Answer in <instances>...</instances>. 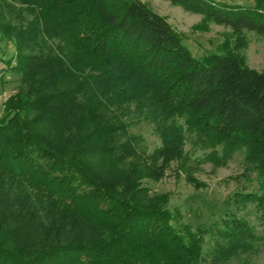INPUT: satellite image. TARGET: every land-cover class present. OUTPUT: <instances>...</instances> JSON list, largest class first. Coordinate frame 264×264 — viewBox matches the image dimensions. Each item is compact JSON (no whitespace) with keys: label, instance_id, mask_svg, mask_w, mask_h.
Segmentation results:
<instances>
[{"label":"trees","instance_id":"1","mask_svg":"<svg viewBox=\"0 0 264 264\" xmlns=\"http://www.w3.org/2000/svg\"><path fill=\"white\" fill-rule=\"evenodd\" d=\"M164 1L236 44L196 59L141 0H0L6 69L20 74L0 117V264H197L205 231L181 232L167 194L142 185L163 178L187 135L225 158L245 150L262 180L240 196L264 225V71L240 51L246 32L264 37V0ZM133 116L154 125L158 163L138 152ZM225 225L213 261L253 240Z\"/></svg>","mask_w":264,"mask_h":264},{"label":"rangeland","instance_id":"2","mask_svg":"<svg viewBox=\"0 0 264 264\" xmlns=\"http://www.w3.org/2000/svg\"><path fill=\"white\" fill-rule=\"evenodd\" d=\"M169 23L182 38L191 55L200 59L211 53L222 54L226 46L236 44L231 30L213 23H201V15L187 12L164 0H141ZM229 5L252 6L251 0H214ZM200 24V25H199ZM245 46L240 50L247 65L264 71V37L252 32L243 34ZM15 56L14 47L0 37V117L4 103L20 85V74L6 69V61ZM132 124L129 133L140 139L137 150L151 163L161 140L152 123L128 119ZM215 152V156L209 155ZM245 150L237 149L224 157L222 148L194 143L187 135L182 156L172 161L158 182L143 181L150 194H167L166 207L177 215L174 223L181 232L183 226L192 234L202 235V259L197 264H264V225L255 203L243 200L240 193H260V178L247 170ZM235 219L242 228L253 234L250 248L239 251L228 260L213 261L216 244L227 245L219 232L226 223Z\"/></svg>","mask_w":264,"mask_h":264}]
</instances>
